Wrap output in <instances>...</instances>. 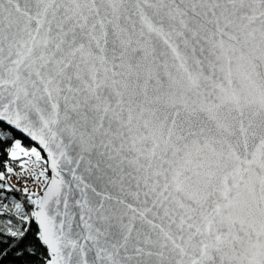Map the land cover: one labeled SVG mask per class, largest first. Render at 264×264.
<instances>
[{"label": "snow or ice", "instance_id": "obj_1", "mask_svg": "<svg viewBox=\"0 0 264 264\" xmlns=\"http://www.w3.org/2000/svg\"><path fill=\"white\" fill-rule=\"evenodd\" d=\"M0 162V264H264V0H0Z\"/></svg>", "mask_w": 264, "mask_h": 264}, {"label": "rangeland", "instance_id": "obj_2", "mask_svg": "<svg viewBox=\"0 0 264 264\" xmlns=\"http://www.w3.org/2000/svg\"><path fill=\"white\" fill-rule=\"evenodd\" d=\"M13 167L16 168V171H19V168L16 164H13ZM10 183L13 185H16L17 187H20V188L24 187L23 183H17V179L15 176H12ZM28 186L33 187V185L31 183H29ZM17 198H19V197H17Z\"/></svg>", "mask_w": 264, "mask_h": 264}, {"label": "trees", "instance_id": "obj_3", "mask_svg": "<svg viewBox=\"0 0 264 264\" xmlns=\"http://www.w3.org/2000/svg\"><path fill=\"white\" fill-rule=\"evenodd\" d=\"M28 142L25 141V144H27ZM0 170H3V165H2V162H0ZM17 197H19V194H16Z\"/></svg>", "mask_w": 264, "mask_h": 264}]
</instances>
